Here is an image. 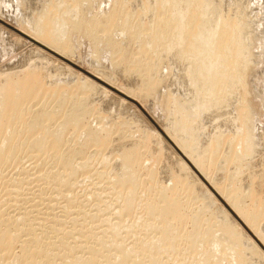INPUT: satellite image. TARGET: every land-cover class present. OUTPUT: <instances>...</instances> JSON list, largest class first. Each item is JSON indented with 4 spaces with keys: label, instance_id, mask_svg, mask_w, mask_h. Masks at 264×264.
Returning a JSON list of instances; mask_svg holds the SVG:
<instances>
[{
    "label": "bare ground",
    "instance_id": "6f19581e",
    "mask_svg": "<svg viewBox=\"0 0 264 264\" xmlns=\"http://www.w3.org/2000/svg\"><path fill=\"white\" fill-rule=\"evenodd\" d=\"M10 1L0 0V63L29 50L0 66V165L30 158L48 185L67 188L69 205L85 199L83 214L98 216L101 230L90 233L99 248L88 252L106 253L109 264H264V67L251 48L249 3ZM79 38L92 48L84 72ZM83 184L92 188L72 196ZM11 233L0 232V253L20 244L25 259L1 264H49L41 237ZM81 259L72 264H88Z\"/></svg>",
    "mask_w": 264,
    "mask_h": 264
},
{
    "label": "rangeland",
    "instance_id": "374dc122",
    "mask_svg": "<svg viewBox=\"0 0 264 264\" xmlns=\"http://www.w3.org/2000/svg\"><path fill=\"white\" fill-rule=\"evenodd\" d=\"M229 1V0H228ZM241 1V0H240ZM245 1L246 2H248L249 3V8L248 9H246L245 11H247V12H245L244 14H246V16L250 19H248L249 21H247V22H250L249 24H251V26L249 25V27H252L253 29H252V31L254 32H252L251 34L253 35L252 36V38L254 39H252V50L254 51V53H255V58L258 60H256L257 61V66H259V67H257L259 70L261 69V68H263L264 67V47H262V46H264V37H263V33H264V22H263V20L261 21V16H262V14H264L263 12H264V10H263V8H264V4L262 3V2H264L263 0H262V2L260 1V0H258V1H260V2H258V4H257V0H256V2H255V0L253 1V0H242V2L245 4ZM250 1V2H249ZM3 2V3H2ZM13 3V5H16L17 4V2L16 1H6V0H1V3L2 4H9V3ZM102 2H103V0H102ZM253 2H255V3H253ZM12 3L11 4H9V5H7V7L8 6H10V8H12L13 7V5H12ZM257 4V5H256ZM256 5V6H255ZM252 6V7H251ZM258 6V7H257ZM260 6L261 7H263V8H260ZM5 7H6V5H5ZM9 8V7H8ZM252 8V9H251ZM260 9H262L263 10V12L260 10ZM9 10V9H8ZM254 11V12H253ZM256 11V12H255ZM261 11V14L259 13ZM248 14V15H247ZM252 14V15H251ZM259 15V16H258ZM260 17V18H259ZM253 20V21H252ZM255 20V21H254ZM254 22V23H253ZM261 23H262V25H261ZM263 26V27H261V26ZM259 26V27H258ZM258 29V30H257ZM262 31V32H261ZM261 32V33H260ZM262 38H261V37ZM258 38V39H257ZM82 39V40H81ZM78 41H80L79 42V44L78 43H75V45H77L78 46V48H77V52L79 53V55L82 57L81 58V60H82V63H81V65H79L80 66V68H81V70L82 71H80V72H84V71H86L87 69H89V67H88V65H87V62L85 61V60H89V59H85V58H88V56L87 55H89V52H90V49H92L91 48V44H89V39H85V38H79V40H76V42H78ZM24 49H25V47H24ZM23 49V47L21 48H19L18 50H16V51H13V52H11V53H6L7 54V56H5L3 59H2V62L0 63V66H5L4 65V63H6V62H10V63H12V61L14 62V60H15V62L16 61H18V58H20L21 57V55L24 53V51H25V53L26 52H28V50L29 49H25L24 50ZM256 49L258 50V51H256ZM15 50V49H14ZM262 50V51H261ZM22 52V53H21ZM88 52V53H87ZM24 53V54H25ZM10 54V55H9ZM18 54H20V56L18 55ZM16 55V56H15ZM14 56H15V58H14ZM19 56V57H18ZM263 58V60H262V58ZM8 57V58H7ZM259 57V58H258ZM6 58V59H5ZM11 59V60H10ZM83 59H84V61H83ZM10 60V61H9ZM104 60V61H103ZM102 61H103V63H102V61H101V63L102 64H104L105 63V59H103ZM6 61V62H5ZM89 62V61H88ZM98 62H100V59L98 60ZM109 61H106V63L104 64V65H102V64H100V65H102V66H108V64L110 63H108ZM8 63H6V64H8ZM9 63V64H10ZM86 63V64H85ZM108 63V64H107ZM3 64V65H2ZM164 64V63H163ZM110 65V64H109ZM164 67H166L165 65H163ZM263 66V67H262ZM264 69V68H263ZM262 69V71H264ZM126 74H130V71H128ZM111 91H113V92H115L116 94H118L114 89H111ZM120 95V94H119ZM127 100H129V102H131L134 106H136L137 107V109L139 110V112L143 115V117L145 118V116H147V117H149V115L147 114V112L143 109V107H141L140 105H139V101H135V100H133V99H129V98H127ZM87 117V116H86ZM87 118H89V117H87ZM150 118V117H149ZM146 119V118H145ZM150 120V119H149ZM151 121H152V123H153V125L159 130V132H161L162 133V129L158 126V125H156V123H154V121L151 119ZM158 132V131H157ZM120 136V135H119ZM123 135H121V137H122ZM124 137V136H123ZM71 145H72V143H71ZM28 154H31V153H29L28 152ZM28 154H26V156L27 157H25L24 155L22 156L23 157V159H24V157H25V159L23 160H21L20 162H22V163H26L27 162V164H30V165H26V164H23L22 166L19 164V165H17V164H15V165H13L12 163H11V165L9 164V167L7 166V165H0V172H1V174H4V175H1L0 176V180H2V182L3 183H5L6 181L8 182V183H6L5 185H7V187L5 186L4 187V189H3V191L0 193V195L2 196H0V218H1V220L0 221H2L3 220V222H4V224L3 223H1L0 224V232H2L3 230H7V228H8V226H9V228H10V230L12 231V233L11 234H13V235H16V236H20L21 237V240L23 239V240H31V238H32V240H34L35 241V236L37 237V239L36 240H38V238L39 237H41V238H43V239H39L40 241H41V243H39V244H41V245H43L42 247H45L44 249H47L48 248V250L50 249L49 247H51V249H50V254L52 255H50V257H49V260H47V263H49V264H53V262H54V264H67L68 262H69V264H72V262L74 261V259L76 260H80V258H82L81 260L82 261H87L88 262V264H92V259H93V261H95V263L93 262V264H109L110 262L109 261H107V259H109V260H111L110 259V257L108 258V257H106V256H108L106 253H104L102 256H100L102 253H100V255L98 256V255H96V256H98V257H94L93 255H91L90 254V252H88V250L89 251H91L92 249L94 250V248H95V250L97 249V248H99L98 246H96V245H98V244H96V243H98V241H96L97 239H95L94 240V238H96L95 236L94 237H90V233H98V231L100 232L101 230L100 229H97V227L99 226V218L98 219H96L97 217H95V220L93 219V218H91L92 219V222L90 221V219L88 218L87 219V216H85L83 213H85L83 210H85V205L87 206V204H85V202H83L85 199H78L79 201V203H81V201H82V206H81V204H77V203H75L74 204V206H76V208H78V209H76L73 205V207L71 206V204L69 205L68 204V200H67V198H66V200H64V197H66V196H64L63 195V197H61L62 195L61 194H65V195H67V194H70V193H67L66 191H65V189L67 190V188L64 186H59V185H48L47 184V182H45L44 180H42L41 178H40V176L43 174V173H45V171H43V172H41V173H35V171L31 168V166H33L32 165V163H30L31 161H30V158H29V160L27 159V161H26V158H28V157H30V156H32L33 154H31L30 156H28ZM26 161V162H25ZM30 161V162H29ZM49 161V160H48ZM47 161V166H49V168H51V166H53L54 165V162H53V165H52V162L51 161H49L48 162ZM19 162V163H20ZM29 162V163H28ZM50 162H51V165H49L50 164ZM79 162V161H78ZM49 163V164H48ZM17 165V166H16ZM10 166H12V167H10ZM13 166H16V167H13ZM27 166V167H26ZM192 166V165H191ZM19 167V168H18ZM48 168V167H47ZM28 171V172H27ZM25 172V173H24ZM24 173V175H22ZM18 175V176H17ZM4 176H6V177H4ZM20 176V177H19ZM28 176V177H27ZM1 177H4V179H2ZM18 178L19 177V179L21 180H19V179H17V180H19V181H16V179L14 180V182H13V180H9V179H11V178ZM41 180H40V179ZM27 179V180H26ZM31 179H33V180H31ZM34 179H35V181H36V179H39V180H37L36 182H34ZM10 181V183H9V181ZM24 180V181H23ZM14 183H12V182ZM29 181V182H28ZM32 181V182H31ZM20 182V183H19ZM90 183V182H89ZM89 183H87V184H89ZM203 183H204V179H203ZM87 184H85L86 186H87ZM205 185V187L206 188H208L211 192L213 191V189H212V187L208 184V183H204ZM61 185H64V184H61ZM84 184L83 185H80V187H79V185L76 187V188H74L75 190H73L74 191V193H76V194H71L72 196L74 195V197L77 195V197L80 195V194H82V193H84L85 191H88V190H85V189H89V188H92L91 186V184H89V185H91L89 188H88V186H87V188H86V186H85ZM49 186V187H48ZM59 186V187H58ZM67 186V185H66ZM82 186V187H81ZM85 187V189H84V187ZM52 187H54L55 189L58 187L60 190H58V188L55 190L54 188H53V190H52ZM61 187V188H60ZM48 188V189H47ZM79 188H80V191L82 192H80L79 191ZM68 189H69V187H68ZM78 189V190H77ZM48 190V191H47ZM82 190H84V191H82ZM52 191L54 192V194L52 193ZM57 193H56V192ZM60 191V192H59ZM78 191H79V193H78ZM15 192V193H14ZM64 192V193H63ZM214 192V191H213ZM60 194V195H58V198H57V194ZM53 196H52V195ZM52 197H51V196ZM56 196V197H55ZM60 196V197H59ZM80 196H82V195H80ZM54 197V199H53V201L51 200V202H50V200H48L49 198L50 199H52ZM14 198V199H13ZM60 198V199H59ZM76 198V197H75ZM41 199V201H39ZM42 200H44L43 202H42ZM95 200V199H94ZM65 201H67V202H65ZM91 201V200H90ZM89 201V202H90ZM42 204H41V203ZM218 202L225 208V209H227V210H229V208H228V206L226 205V203L222 200V199H219L218 198ZM69 203H70V201H69ZM87 203V202H86ZM94 203H95V201H94ZM66 204H68V205H66ZM84 204V205H83ZM65 206H68V208L67 207H65ZM83 208H81V207ZM67 208V209H65V208ZM72 207V208H71ZM70 208V209H69ZM88 209H86V210H88L89 211V209H91L90 207H87ZM103 208V210H104V207H102ZM74 209V210H73ZM80 209V210H79ZM77 210H79V211H77ZM68 211H70L69 213H68ZM73 211V212H72ZM76 211L77 212H79V213H76ZM82 211V212H81ZM91 211V210H90ZM230 211V210H229ZM66 212V213H65ZM76 214H75V213ZM81 212V213H80ZM107 213V212H106ZM80 214V215H79ZM84 216H83V215ZM92 214H95V213H93L92 212ZM102 213H100L99 215H101ZM37 215V218L35 219V220H32V217L33 216H36ZM31 216V217H30ZM39 217V218H38ZM53 217V218H52ZM20 218H23V219H21L22 221H23V223H22V225H18V226H16V223H14V221H18ZM55 218V220L56 221H58L57 222V224L55 225V220L53 221V219ZM82 218H85V219H83L82 220ZM18 219V220H17ZM75 219H76V221H75ZM81 219V220H80ZM26 220V221H25ZM28 220V221H27ZM86 220V221H85ZM87 220H89V222H91V223H93V225L91 224V223H88V221ZM97 220V221H96ZM30 221H31V224H30ZM82 221H84L85 222V224H84V222L82 223ZM94 221V222H93ZM96 222H97V224H96ZM10 223L12 224V225H10ZM54 223V224H53ZM86 223H88V225L86 224ZM21 224V223H20ZM27 226H26V225ZM34 224V225H33ZM82 224H84V226L82 225ZM239 224H241L240 223V221H239ZM13 225H15V226H13ZM55 225V226H54ZM76 225V226H75ZM81 225V226H80ZM87 225V228L85 227ZM94 225H95V227H94ZM16 227L15 229L14 228H12V227ZM22 226V227H21ZM24 226V227H23ZM52 226V227H51ZM54 226V227H53ZM84 228H83V227ZM90 226V227H89ZM97 226V227H96ZM7 227V228H6ZM33 227V228H32ZM75 227V228H74ZM81 227V228H80ZM30 228H32L33 230H34V232H36V230H37V232H36V234H35V236L31 233H29L28 231H33L32 229L31 230H29ZM51 228H56V230H58L59 232H58V234H57V231H56V234H53L52 233V231L54 232V230H52ZM61 228V229H60ZM64 228V229H63ZM72 228V229H71ZM90 229V232H88V230ZM92 228V229H91ZM243 228H244V230H245V232L247 233V235L249 236V237H251L255 242H256V244H258V246L259 247H261V245H260V243L258 242V240H256V238L252 235V233L248 230V229H246L244 226H243ZM14 229V230H13ZM52 231H51V230ZM87 229V230H86ZM46 230V231H45ZM61 230V231H60ZM92 230V231H91ZM25 231V232H24ZM44 233H43V232ZM49 231H50V233H49ZM16 232V233H15ZM28 232V233H27ZM48 234H47V233ZM78 232H80V233H78ZM85 234H84V233ZM44 234V237H43V234ZM55 233V232H54ZM59 233H61V234H59ZM65 233V234H64ZM68 233V234H67ZM74 233H76V235L74 234ZM78 233V234H77ZM81 233H83L84 234V236H83V234H81ZM18 234V235H17ZM38 234H42L41 236L40 235H38ZM64 234V235H63ZM67 234V235H66ZM70 234V235H69ZM83 236V237H85V238H83V237H81V235ZM32 235H33V237H32ZM66 235V236H65ZM87 235V236H86ZM27 236V237H26ZM39 236V237H38ZM63 236V237H62ZM30 237V238H29ZM47 237V238H46ZM62 237V238H61ZM78 237V238H77ZM80 237V238H79ZM88 237H90V238H88ZM46 238V239H45ZM49 238V239H48ZM64 238V239H63ZM77 238V239H76ZM47 239L49 240V242H53V244H52V242L51 243H49V242H47ZM60 239V240H59ZM75 239L77 240L76 242V244H77V246H74L75 245ZM39 240H38V242H39ZM43 240V241H42ZM67 240V241H66ZM44 241H45V243H44ZM81 241V242H80ZM42 242H43V244H42ZM71 244H70V243ZM74 242V243H73ZM96 242V243H95ZM48 243V244H47ZM56 243H57V245H56ZM69 244V246H70V248H69V246H68V244ZM87 243V244H86ZM51 244V245H50ZM55 244V245H54ZM45 245H47V246H45ZM49 245V246H48ZM65 245H67V246H65ZM13 247H12V249H10L9 251H6L7 249H3L2 250V252L0 253V264L2 263L1 262V259H4V261H3V263L5 262L6 263V261L8 262L9 260H11L12 259V257H13V255H15L16 254V256H22L23 257V259H25V256H23V255H21L22 254V248L20 247V244L18 245V244H14V245H12ZM54 246V248H52ZM80 246V247H79ZM73 247H79V248H73ZM88 247V248H87ZM94 247V248H93ZM20 248L22 249V250H20ZM65 248H67V249H65ZM68 248L71 250V252L72 251H74L73 249H75V251L73 252V253H71L70 252V250H68ZM81 248H82V251L83 252H80L81 251ZM262 248V247H261ZM63 249V250H62ZM64 249H65V251H64ZM77 249H78V251H77ZM54 250V251H53ZM69 251L70 252V254H71V257H68L66 260H62V258L60 257V255L61 254H63V253H65L66 251ZM67 251V252H68ZM85 251V252H84ZM66 252V253H67ZM69 252H68V256L70 255L69 254ZM57 255H56V254ZM89 253V254H88ZM73 254H75V255H73ZM80 255H82V256H80ZM85 255V256H84ZM89 257H88V256ZM18 256V257H19ZM73 256V257H72ZM76 256V257H75ZM93 256V257H92ZM56 257V258H55ZM78 257V258H77ZM84 257V258H83ZM100 257V258H99ZM102 257H104L103 259H102ZM88 260H87V259ZM90 258V259H89ZM107 258V259H106ZM43 259V258H42ZM41 259V260H42ZM55 259H57L56 261H55ZM59 259V260H58ZM69 259V260H68ZM95 259V260H94ZM105 259V260H104ZM45 259H43L42 261L43 262H45L46 261ZM51 260H53V261H51ZM72 260V261H71ZM102 260H104V261H102ZM27 261H30V259H28ZM50 261H51V263H50ZM108 263H107V262ZM57 262H60V263H57ZM64 262V263H63ZM87 262H85V263H87Z\"/></svg>",
    "mask_w": 264,
    "mask_h": 264
}]
</instances>
